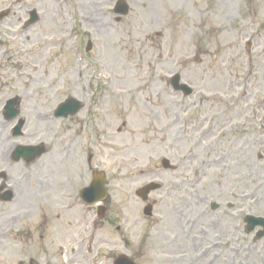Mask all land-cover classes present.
<instances>
[{"label":"rangeland","instance_id":"1","mask_svg":"<svg viewBox=\"0 0 264 264\" xmlns=\"http://www.w3.org/2000/svg\"><path fill=\"white\" fill-rule=\"evenodd\" d=\"M115 2L0 0V12L9 11L0 21V109L35 94L25 130L41 135L22 143L36 145L46 144L37 118L49 113L43 99L81 102L89 114L60 127L68 141L82 134L76 156L91 147L107 191L97 231L63 210L51 223L61 232L51 236L43 223L36 253L9 255L0 245V264H114L121 256L134 264H264V238L236 231L246 216L264 218V0H130L120 22ZM31 11L38 22L26 28ZM176 76L190 96L172 90ZM8 147L0 143V153ZM46 159L20 189L37 193L50 221L62 183L48 188ZM150 183L159 189L143 203L135 194ZM45 242L48 253L39 249Z\"/></svg>","mask_w":264,"mask_h":264},{"label":"flooded vegetation","instance_id":"2","mask_svg":"<svg viewBox=\"0 0 264 264\" xmlns=\"http://www.w3.org/2000/svg\"><path fill=\"white\" fill-rule=\"evenodd\" d=\"M28 107L31 108L30 105H25L24 108L19 111L18 118L10 125L9 133H7L8 138L15 139L16 137L13 136V133H15L14 128L22 120L23 127L20 131L19 137H17L20 142L18 144L14 143L8 152L0 153V164L6 165V167H0V245H4L3 247L8 251L9 255H14L16 252L19 253L26 247L29 251L36 253V242L38 240L41 241L42 237H44L42 240L46 241L45 235L41 234L43 223L48 225V230H50L51 236L54 234V231L61 232L58 230L53 231V229L58 227L60 223H57L54 226H51V223H56V220L62 221L61 212H63V210L66 213L69 212V210H73L74 212L72 216L78 218L79 214L81 220L86 217L95 218L98 213V208L96 206L87 207V213L85 214V206L82 203H74L71 206L69 205L70 200L73 201L78 199V193L80 190L79 184H82L84 180V168H82L83 161L81 157L79 155L76 156V146L78 144L70 150V154L68 150H65L67 148V142L65 140L66 135L63 134L64 129L62 128V130L60 126L52 127L53 124L47 125L46 137L44 138V140H46L45 156L47 159L44 169L46 171L45 177L48 182L47 186L48 184L55 185L58 181V177H60L62 185L58 192L59 199L55 203V206L60 207L62 211L59 210L56 218L50 217L51 220L49 221L47 214L40 210L39 201L41 200H39L40 198H38L37 193L29 192V194L26 195L28 189L25 191L20 189L22 181L29 178L31 167L33 166V168H35L36 162L40 160H32L31 156H26L24 159L19 158L17 161L12 159L13 150L19 145H23L22 142L30 143L35 140V138L30 137L29 132L25 133V127L27 126L32 113L36 112L37 109H29ZM55 121L62 122L63 120L55 119ZM3 134H5V132H3ZM39 144L43 143L39 142L36 145ZM74 160H76L77 163H75ZM91 160H93V156ZM14 169H16L18 178L12 177ZM56 172H58V174ZM14 182L17 186L14 185ZM48 188L50 189V186H48ZM244 230L245 225L242 221V225L238 227L236 231H238L239 234L240 232L245 234ZM37 234H39L38 238ZM255 234L256 232L254 233V236ZM46 244V242L44 244L41 243L39 249H45L48 253L51 249L45 247L44 245ZM31 260L32 259L29 258L27 264H35V262Z\"/></svg>","mask_w":264,"mask_h":264},{"label":"water","instance_id":"3","mask_svg":"<svg viewBox=\"0 0 264 264\" xmlns=\"http://www.w3.org/2000/svg\"><path fill=\"white\" fill-rule=\"evenodd\" d=\"M117 10H118V12H121L122 14H125L126 13V6L125 5H122L120 2L118 3V6H117ZM1 17V16H0ZM178 81H179V78L178 77H175L174 79H173V84L176 86V85H178ZM181 89H183L184 90V92L186 93V94H190L191 93V91L190 90H188L186 87H184V86H181L180 87ZM72 103V102H71ZM155 189H157V186L156 185H150V186H148V187H146V188H144L143 190H141V191H139L138 192V195H140L141 197H143V199H145V196L148 194V192L149 191H152V190H155ZM150 213V208H147L146 210H145V214H149ZM249 221H252V220H249ZM256 223H257V221H256ZM261 223L263 224V226H264V220H262L261 221ZM115 264H132L129 260H127L126 258H124V257H119L118 259H117V261L115 262Z\"/></svg>","mask_w":264,"mask_h":264},{"label":"bare ground","instance_id":"4","mask_svg":"<svg viewBox=\"0 0 264 264\" xmlns=\"http://www.w3.org/2000/svg\"><path fill=\"white\" fill-rule=\"evenodd\" d=\"M52 1H55V0H52ZM7 34V36H11V34H10V32H7L6 33ZM30 69V68H29ZM29 69H27V71H29ZM27 74H29V72H26ZM107 88H111V86L110 85H107ZM114 91V93L115 94H117L119 97H120V99H122V97H123V92L122 93H118V91L116 92L115 90H113ZM115 94H113V95H115ZM112 95V96H113ZM246 95V94H245ZM105 96H106V94H102V96H101V98H100V100H102V99H104L105 98ZM111 96V97H112ZM107 100V98H105L104 100H103V102H105ZM35 109V108H34ZM107 122H104V126L107 128ZM105 130V129H104ZM215 131V129H213V128H211L208 132L209 133H213ZM3 132H0V137H1V135H3L2 134ZM206 135H207V133H205ZM129 134L128 133H125V134H120V137H127ZM210 137V136H209ZM108 138V139H107ZM109 140V141H111V140H113V138L112 137H108V135H106V133L104 134V137H103V140ZM192 158L191 159H193V157L194 156H191ZM196 158V157H195ZM209 163H211L210 161H208L207 163H205V165L206 166H209ZM212 163H213V165H214V162L212 161Z\"/></svg>","mask_w":264,"mask_h":264}]
</instances>
